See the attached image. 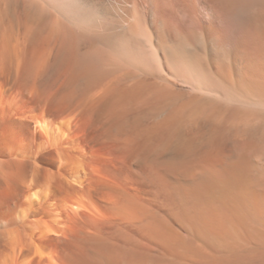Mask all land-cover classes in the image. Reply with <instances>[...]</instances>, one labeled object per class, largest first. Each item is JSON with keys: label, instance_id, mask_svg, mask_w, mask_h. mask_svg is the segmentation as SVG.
Returning <instances> with one entry per match:
<instances>
[{"label": "bare ground", "instance_id": "6f19581e", "mask_svg": "<svg viewBox=\"0 0 264 264\" xmlns=\"http://www.w3.org/2000/svg\"><path fill=\"white\" fill-rule=\"evenodd\" d=\"M1 1L0 264L264 259V0Z\"/></svg>", "mask_w": 264, "mask_h": 264}, {"label": "rangeland", "instance_id": "374dc122", "mask_svg": "<svg viewBox=\"0 0 264 264\" xmlns=\"http://www.w3.org/2000/svg\"><path fill=\"white\" fill-rule=\"evenodd\" d=\"M3 1L4 0H2L1 2V4H3ZM14 1V3H21V1L20 0H13ZM63 1V2H62ZM101 1H106V0H101ZM110 1V6L112 7V9H114L115 8V2H114V0H113V2L111 1V0H109ZM34 2H36L35 4H36V7L38 8V10L40 11V12H43V10H44V12L43 13H54L53 15H56V16H59L60 14H62V12H64L65 10V12H70L69 14L70 15H76V14H78V13H83L84 11L83 10H85L86 8H84V4H83V2H82V0L80 1V0H34ZM43 2V3H42ZM47 2H49V3H47ZM56 4H54V3ZM59 2V3H58ZM61 2V3H60ZM73 2H74V4H73ZM76 2V3H75ZM79 2V3H78ZM66 3H67V5H66ZM61 4V5H60ZM50 5V6H49ZM63 5V6H62ZM69 5V6H68ZM83 5V6H82ZM19 6V7H18ZM73 6V7H72ZM80 6V7H79ZM2 7V6H1ZM56 7V8H55ZM65 7V8H64ZM68 7V8H67ZM76 7V8H75ZM78 7V8H77ZM44 8H46V9H44ZM54 10H53V9ZM83 8V10H81ZM197 9H196V16H197V18H204L205 16V11L200 7V6H197L196 7ZM16 11H15V10ZM48 9V10H47ZM51 9V10H50ZM56 9V10H55ZM13 10V13H14V15H15V18H19V16H20V12H21V7H20V5L19 4H15V6L11 9V11ZM42 10V11H41ZM46 10V11H45ZM53 10V11H52ZM81 11V12H80ZM86 11V10H85ZM60 12V13H59ZM73 13V14H72ZM203 16V17H202ZM191 20V21H190ZM189 20V22L187 23L188 24V26L190 27V28H192V27H194V28H192V29H197L198 28V20L197 19H195V18H193V19H190ZM7 21L6 20H4L3 19V23L2 24H5ZM8 23V22H7ZM6 23V24H7ZM252 46H249V50H250V52L251 51H253V49L251 48ZM201 48V49H200ZM252 49V50H251ZM202 50V51H201ZM203 50L205 51V49L204 48H202V47H199V49L197 50V56H198V58L200 59V61L203 59V60H206L205 58H206V56H207V54L205 55V53L206 52H203ZM199 54V55H198ZM209 57L207 56V59H208ZM152 65H153V68L155 69V70H157V63L154 61V60H152ZM155 65V66H154ZM213 69H212V73H214L213 71L215 70V65H213ZM217 68V67H216ZM212 73H211V77H212V80H213V78H214V80L216 79V80H218V78H220V76L219 75H217L216 74V77H213L212 76ZM214 76H215V73L213 74ZM219 76V77H218ZM165 77L167 78L166 80H165V83L167 84V86L169 87L168 88V90H167V92H179V91H181L182 89L185 91V92H192V90L194 89V87L193 86H190V84L187 82L188 80H189V76L188 75H186V77L184 78V81H183V84H180V83H176L175 82V80L173 79V77H171L170 76V74L169 73H167V70L165 71ZM201 77V76H200ZM210 77V78H211ZM216 80H215V83H218V84H216V86L220 89H218L217 87V90L215 89V88H210V89H212V92H228L229 90H228V85H227V83L224 81V83H222L223 81L221 80V79H219L217 82H216ZM219 81H222V82H219ZM195 83V82H194ZM222 86H221V85ZM189 85V86H188ZM197 86V85H196ZM193 87V88H192ZM221 87V88H220ZM191 88H192V90H191ZM196 88V87H195ZM200 88V87H199ZM188 89V90H187ZM198 89V88H197ZM197 89H195V91L197 90ZM202 89V91H200ZM205 91H208L209 90V87L206 89V88H200V89H198L200 92H205ZM215 89V90H214ZM196 91V92H199V91ZM195 91H193V92H195ZM235 92L234 90H231V93H233V92ZM209 92H211L210 90H209ZM237 92V91H236ZM239 92V91H238ZM230 93V92H229ZM230 96H232V94H228V97H230ZM233 96H235L234 95V93H233ZM232 96V99L234 98ZM226 97V96H225ZM228 97H226V98H228ZM223 98L224 97H222V98H217L216 97V100H214V102L213 103H216V104H218L217 102V100H222V101H225V99L226 98H224V100H223ZM235 98H237V97H235ZM215 99V98H214ZM229 99V100H228ZM228 99H226L227 101H226V103L227 102H231L232 101V99L231 98H228ZM220 100V101H221ZM248 100V103H246L247 104V106H248V108H251V105H252V107H253V104H251L250 102H252L251 101V99H247L246 98V101ZM223 103V102H222ZM220 104H221V102H220ZM258 108H259V111H260V113H261V115L264 117V100H263V102H262V104L260 103V105L258 106ZM263 112V113H262ZM262 130H263V133H264V123H262ZM264 144V143H263ZM263 154H264V147H263ZM264 167V164L262 165V168ZM255 255L257 254V252L256 253H254ZM259 254V253H258ZM255 259V260H254ZM254 259L250 262V264H252L254 261H255V263L254 264H259V263H261V264H264V259L263 258H261L260 256H256V257H254ZM258 259H260V260H258ZM257 261H259V262H257ZM249 264V263H248Z\"/></svg>", "mask_w": 264, "mask_h": 264}]
</instances>
